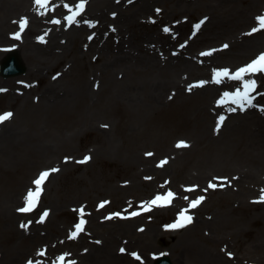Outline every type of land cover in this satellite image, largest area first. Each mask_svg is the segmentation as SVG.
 Masks as SVG:
<instances>
[{"label": "rangeland", "instance_id": "obj_1", "mask_svg": "<svg viewBox=\"0 0 264 264\" xmlns=\"http://www.w3.org/2000/svg\"><path fill=\"white\" fill-rule=\"evenodd\" d=\"M160 5L162 13L134 23L128 31L131 39L146 43L149 36H159L168 28L170 39L174 43L172 49L177 50L178 46L190 40L194 34V26L200 24V21L204 22L203 16L210 15L209 8L203 4L192 5L188 11L178 9L177 13L165 11L168 7L171 8V3ZM227 7V14L218 19L214 18L213 22L210 17L211 21L208 20L206 27L191 42L193 51L200 54L215 47L227 51L238 45L237 49L232 50L235 52L229 53L227 58H218L210 66L208 77L211 78L214 70L227 68L235 72L264 51V29L251 35L247 34L253 27H259L256 18L264 15V0H236ZM251 36L259 42L249 50L248 47L244 48L242 43ZM225 44L228 45L227 48L223 47ZM6 55L8 54L4 53L2 57ZM71 57L66 59L69 62L44 71L42 77H39L40 74L30 75L28 71L14 77L5 78L0 75V89L8 93L13 90L8 87V83L13 82L10 79L24 82L29 89L26 94L28 103L24 101V97L15 102L11 101L9 96H0V115L6 112L14 114L11 119L0 123V127L3 124H6L5 128L8 129L16 127V133L11 132L13 134H1L0 131V201L17 191L26 195L29 189L35 187L33 181L42 171L59 169L47 177L38 203L32 211L23 216L41 220L43 211L48 206L52 207L53 214L43 218L45 224L38 233L39 236L31 234L27 240L20 241L17 235L18 227L5 217L4 224L0 226V247L8 250H28L34 253L30 252L26 257L34 258L39 247L43 246L45 248L42 258L49 264H53L62 254L68 257L66 259L69 262L79 261V264H82L80 256L86 254L93 242L88 236H84L85 240L77 236L70 238V233L75 231V225L81 220L79 213L71 206L73 203L82 202L88 212L96 207L105 219L111 216L109 220H121L123 216L130 218V213L140 211V206L157 195L164 196L166 188H172L175 190V198L171 203L153 205L150 211H146L132 223L133 226L149 228L151 225L155 228L154 237L146 251L143 245L132 241L126 234L114 241L117 246L124 243L129 259H133V253H139L143 258V253L147 252L149 259L145 258L139 264H153L155 259L151 256L167 250L174 264H220L210 262L208 251L216 249L220 244L219 237L225 235L231 239V242L228 241L231 254L235 253L240 257L236 261L237 264H264V249L255 250L252 244L254 238L260 237L264 240V206H255L253 202L244 201L238 207L235 204L237 198H234L233 193L235 190L228 192V187L220 186L222 184L205 192H185L189 187H201L211 182L205 177L191 178L194 170L197 171L200 167L214 168L220 178H226L232 175L230 166L237 161L231 162L232 165L228 163L221 167L212 166L205 158V161H202L200 153L193 154V150L187 153V157H178L177 160L171 163L168 161L161 166V161H167L168 153L176 143L195 134L188 121L196 99L183 92L160 110L158 106L149 105H144L142 109H133L108 95L103 89L95 97L98 102L94 105L89 103L86 100L89 98L86 97L79 98V104L41 107L40 93L49 82L60 85L69 80L79 86L87 81L91 85L92 70L100 66L101 59H95L93 52L84 60H70ZM24 61L27 66L35 62L28 58ZM65 66L68 67V75L63 73ZM145 76L137 74L130 79L143 80ZM196 76H199V73L188 75L190 79H195ZM245 79L257 81L259 87L253 93V103L257 106L264 105V95L257 94L264 93V74L245 76ZM240 83L235 81L230 86H224L219 93L220 97H223L225 92H234ZM87 86L89 87V84ZM2 92L0 91V94ZM187 97H190V100H186ZM98 121L104 122L100 125H110L109 136L104 137V142L100 141L101 126ZM86 156L91 159L78 163ZM146 163L152 167L146 168ZM155 168L163 172L157 174ZM256 195L257 190L249 193V196ZM199 196H204L205 199L192 208V217L197 219L195 222L187 223L182 228L166 227L177 223L180 212L188 208L190 202ZM258 196L260 197L259 193ZM184 197L188 199L185 200ZM52 199L60 203V210H56L51 204ZM102 203L104 206L100 207ZM116 213L120 215H114ZM5 214L0 212V221L4 219ZM201 216L210 221L223 218L222 227L216 236L212 230L215 227L210 223L200 222ZM226 217L232 218L231 224L226 222ZM221 221L222 219L217 222ZM89 230L97 234L91 226Z\"/></svg>", "mask_w": 264, "mask_h": 264}, {"label": "bare ground", "instance_id": "obj_2", "mask_svg": "<svg viewBox=\"0 0 264 264\" xmlns=\"http://www.w3.org/2000/svg\"><path fill=\"white\" fill-rule=\"evenodd\" d=\"M74 2L75 0H54L53 4H49L47 8H40L34 4V0H0V60L5 59L2 54L8 51L18 54L22 60L27 58L34 60L35 62L31 66H27L28 74H40L39 77H42L44 71H48L58 64L69 62L66 59L71 56L70 60H84L87 56L89 57L90 52H93L95 59H101L100 66H96L92 70L91 85L86 81V84L77 86L69 80L63 81L60 85L54 82L47 83L40 93L41 107L51 108L55 105L79 104L78 99H86V97L89 98L86 100L94 105L98 102L95 97L104 89L108 95L122 101L130 108L142 109L144 105V107L149 105L158 106L160 110L174 100L177 95L187 92L189 96L196 99L195 107L192 108V114L189 117L190 121H188L195 134H191V137L184 140L187 147L178 148L175 146L177 143L174 145L168 153L167 163L177 160L178 157H187V153L194 150L193 154L200 153L202 161L207 160L208 163H212V166L221 167L228 163L229 165L233 164L230 166L233 173L226 177V180L218 179L220 177L216 169H203V167L197 171L194 170L191 178L205 177L207 181H211L217 186L222 184L224 187H228V192L235 190L233 193L234 198H237L235 204L238 207L244 201L253 202L256 204L255 206H264V202H256L260 198L258 193L261 196V190L264 189V110H261L264 105L254 107L245 105L244 109H241L230 101L222 102L220 91L224 86H230L235 81L223 78L222 83L217 84L212 82L213 78L208 77V70L215 60L222 59L223 56L227 58L229 53L235 52L232 51L235 47L227 51L215 47L210 49V55L205 56L195 53L191 48V42L195 40L196 34L192 35L184 45L185 48L174 50L172 49L174 43L170 39L169 31L162 32L159 36H149L146 43H139L136 39H131L128 32L137 20L141 21L146 17L152 18L158 13H162L161 3L165 5L171 3V8L165 9L170 13H177L181 9L188 11L192 5H205L206 8H209L210 15L203 16L205 18L200 32L206 27L210 17L213 22L214 18L218 19L227 14L229 12L227 6L236 0H131V2L129 0H87L82 15L76 17L78 23L69 27L64 18L69 7L73 8ZM65 5L69 7H65ZM50 9H54V11ZM157 9L160 11L157 12ZM42 12L46 14L41 15ZM24 17L27 18L28 24L21 31L19 23H14V21L20 22ZM56 19L61 23L51 22ZM85 20L92 22L95 26L91 27L83 23ZM17 32L20 33L19 39L14 38V34ZM88 34H91L92 37L90 41ZM40 37L44 38V42H41ZM258 42L259 40L251 36L242 45L250 50ZM237 48L238 45L235 49ZM67 68L65 66L63 69V73L66 75H68ZM195 72L199 73V76L190 79L188 75ZM137 74L146 75L145 79H130L132 76L136 77ZM10 80L13 82H9L8 87L13 90L10 93L5 91L7 94L3 91L0 96H9V99L15 102L24 97V101L28 103L26 94L29 89L26 84ZM201 81L208 83L200 86ZM190 86L191 90L189 91ZM186 100H190V97H187ZM231 108H236V111H231ZM220 116L225 117L222 123H218ZM101 122L98 121V125ZM5 125L0 127L1 134L3 132L16 133L14 132L16 127L8 129L5 128ZM100 126V141L104 142V137L109 136L110 125L102 124ZM181 153L183 154L181 155ZM235 161H237L235 164H231ZM145 167L151 168L152 166L146 163ZM164 168L166 170L167 166ZM156 170L157 174L163 172L161 169ZM188 189L185 191L186 193H194L197 190L205 192V189L212 188L209 187V183H206L204 186L189 187ZM256 190V196H249V193ZM24 195L25 193L20 194L17 191L0 201V212L6 213L4 219L0 221V226L4 224L5 217L9 222L15 223L18 227L17 235L20 241L27 240L31 234L39 236L38 233L45 224L44 221L38 219L24 218L25 213L17 211L22 205ZM81 203H73L71 206L79 211L82 208ZM51 204L57 208L56 210L61 209L60 203L54 202L53 199ZM47 209L51 217L52 207L48 206ZM186 209V215L192 217V208ZM145 212L146 210L141 211V213ZM228 213L230 214L229 211ZM81 215L86 223L83 226L84 230L77 237L85 240L84 236H88L93 242V246L86 254L80 256L82 264H139L140 260L129 259L124 243L117 246L114 245V241L121 239L122 234H126L131 237L132 241L143 245L146 251L150 240L154 237L153 234H155V228L151 225L148 226L150 229L140 225L133 226L132 223L142 214L130 218L123 216L124 218L121 220H109L101 216L98 209L94 207L91 212L83 208ZM200 218V222L210 223L212 227L216 228L212 229L216 236L219 228L222 227L223 218H221V222H217L221 220L219 218L211 221L202 216ZM225 219L231 224L232 218L226 217ZM196 220L192 217V222ZM21 224H25L27 227L22 228ZM90 226L97 232L98 237H96L97 234L89 230ZM225 238L229 240H222ZM219 241L220 244L216 249L208 251L210 262L237 264L236 261L240 257L235 253L231 258L228 255L231 253L228 245V241L231 242V239L221 235L218 243ZM252 244L255 250L264 249V240L260 237L254 238ZM44 248L43 246L39 247L37 255L29 259L26 256L31 251L8 250L0 247V264H28L27 259L34 261L33 264H49L42 258L43 255L39 254ZM121 248H124L125 251L121 252ZM148 255L147 252H144L143 260L147 259ZM39 258L40 260L36 262ZM69 264H79V261L69 262Z\"/></svg>", "mask_w": 264, "mask_h": 264}, {"label": "snow or ice", "instance_id": "obj_3", "mask_svg": "<svg viewBox=\"0 0 264 264\" xmlns=\"http://www.w3.org/2000/svg\"><path fill=\"white\" fill-rule=\"evenodd\" d=\"M129 2H131V0H129ZM51 3V0H34V4L38 5L40 8H47L48 5ZM87 0H79V3L75 5V11L72 10L71 7H69L68 5H65V7H69V11L72 13L69 16H66L64 19L67 21V25L70 27L72 26L74 23H78V21L76 20L77 16L82 15L84 8L86 6ZM52 11H54V9H50ZM160 10L157 9V12H159ZM41 15H45L46 13H40ZM257 21L259 22V27H253L250 33H247L248 35H251L252 33H255L261 29H264V15L259 16L256 18ZM52 23L55 24H60L61 21L56 19V20H52ZM14 23H19L20 25V29L21 31H23V29L25 27H27L28 24V20L26 17L22 18L20 22H16L14 21ZM83 23L88 24L91 27H94L95 25L90 22V21H83ZM203 23V21L200 22V24H196L194 27L196 30H199L201 24ZM165 32L170 31V29L165 28L164 29ZM14 38L19 39L20 38V33L17 32L14 34ZM92 37H89V39H91ZM41 40V42H44V38L40 37L39 38ZM224 48H227L228 45L225 44L223 46ZM215 51V50H213ZM210 52H205V53H201V55H210ZM257 73H261L264 74V53H261L256 59L252 60L250 63H248L247 65L240 67L239 69L235 70V72H232L230 69L224 68V69H217L214 70V76H213V81L217 84L222 83V79L223 78H227L230 79L232 81H237V82H241L240 85L238 87H236L234 92H225L223 93V100L222 102H231L232 104H236L238 105L241 109H244L245 105L249 106V107H254L256 105L253 104V100L255 99V97L252 95V93L256 92L257 89V81L254 79H245V76H251ZM208 83L207 81H201L200 82V86H203V84ZM191 90V86L189 88V91ZM0 91H5L4 89H0ZM258 95H264V93H257ZM231 111L235 112L236 108H231ZM261 110H264V108H262ZM14 114L11 112H6L2 115H0V123H3L9 119L12 118ZM225 120L224 116H220L218 123H222ZM106 127V126H105ZM187 143L184 141H180L177 143L176 147H187ZM146 155H152V153H146ZM66 160L68 158H65ZM91 157L90 156H86L84 157L83 161H78V163H84L87 162L88 160H90ZM167 161H161V166L166 163ZM59 169L58 168H52L49 170H45L42 171L39 176L33 181V185L35 186V189H29L28 192L25 195V206L21 207L19 209H17L18 212L21 213H27L33 210L34 206L38 203L39 197L42 194L43 191V183L44 181L47 179V177H49V175L51 173L54 172H58ZM218 179H224L226 180L227 178H218ZM223 186V185H220ZM209 187L210 188H216L217 185L213 184V183H209ZM189 191H191L192 189H188ZM205 191H207V189H205ZM175 194L172 193L171 191L167 192L166 196H160L157 195L153 200L151 201H147L145 202V207L144 210L146 211H150L151 207L153 205H160L161 203L163 204H169L171 203L172 199L174 198ZM185 200L188 199V197H184ZM205 199L204 196H199L197 199L192 200L189 204L190 208H195L197 207L203 200ZM256 202H264V189L261 190V196L259 198V201ZM107 203V202H104ZM103 203L100 205V207H103ZM81 212V214H83V209L81 208L79 210ZM187 209L182 210L179 214V220L177 221V223L175 224H171V225H167V228L170 229H175V228H182L185 227L187 223H191L192 222V217L189 215H186ZM48 215V212L45 211L42 213L41 215V220H43L44 217H46ZM114 215L119 216V213H116ZM131 216H136L139 215L138 212H132L130 214ZM110 217H106V219H110ZM86 223V221H84L83 219H81L79 221V223H77L75 225V231L70 233V238H75L81 231L84 230L83 226ZM22 228H26L27 225L25 224H21ZM142 230V229H141ZM121 252H124L125 249L121 248L120 249ZM40 255H43V253H39ZM229 257H232L231 253H228ZM133 256L136 257V259H140V257L133 253ZM64 257H60V260L63 261ZM28 264H33L32 261H29Z\"/></svg>", "mask_w": 264, "mask_h": 264}, {"label": "water", "instance_id": "obj_4", "mask_svg": "<svg viewBox=\"0 0 264 264\" xmlns=\"http://www.w3.org/2000/svg\"><path fill=\"white\" fill-rule=\"evenodd\" d=\"M24 65L18 56H12L8 61L3 64V73L6 75L18 73L24 70ZM157 264H172L168 257L161 258Z\"/></svg>", "mask_w": 264, "mask_h": 264}]
</instances>
